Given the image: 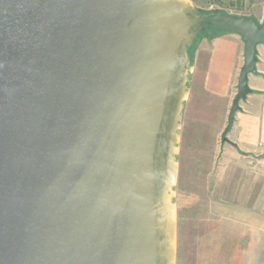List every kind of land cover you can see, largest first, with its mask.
Segmentation results:
<instances>
[{"label":"water","instance_id":"95a60500","mask_svg":"<svg viewBox=\"0 0 264 264\" xmlns=\"http://www.w3.org/2000/svg\"><path fill=\"white\" fill-rule=\"evenodd\" d=\"M206 28L244 43L224 140L264 22L189 0H0V264H176L179 133Z\"/></svg>","mask_w":264,"mask_h":264},{"label":"crops","instance_id":"0c3cea01","mask_svg":"<svg viewBox=\"0 0 264 264\" xmlns=\"http://www.w3.org/2000/svg\"><path fill=\"white\" fill-rule=\"evenodd\" d=\"M256 50V72L248 75L247 82L250 93L239 102L224 140L222 134L245 63L244 43L236 34L216 32L212 39L197 41L190 53L193 70L179 133L175 203L178 239L181 227L188 229L195 214L201 218L192 224L198 227L192 240L201 264L221 260L228 214L232 225L236 181L246 190L240 193L243 203L249 206V197H256V205L247 208L248 212L263 210L264 46L258 45ZM233 159L241 161V165L234 164Z\"/></svg>","mask_w":264,"mask_h":264},{"label":"rangeland","instance_id":"374dc122","mask_svg":"<svg viewBox=\"0 0 264 264\" xmlns=\"http://www.w3.org/2000/svg\"><path fill=\"white\" fill-rule=\"evenodd\" d=\"M189 1L194 11L201 16L207 17L217 12H223L234 16L253 17L259 23L264 22V0ZM216 32L217 31L212 28H206L200 34V37L197 38L196 42L212 39L216 35ZM191 50H193V47L190 49V52ZM184 145L185 144H183V147L185 148H183V150L186 149V145ZM180 160H184V153L180 156ZM233 162L236 165H241V161L236 159H233ZM261 171L264 174V166L261 167ZM236 183H234V185H236L234 193H237V195L234 196L232 225L230 223L231 215L228 214L227 229L223 239L222 255L220 257L221 260L218 262L211 260L208 264H264V206L263 210H259V212H248L247 208L250 209L251 206L253 207V205H256V197H249V200L252 201L249 206L246 203H243L240 198V193H243L246 190L243 189V187L242 189L240 188L241 183H239V181H236ZM261 183L262 182L259 181V187ZM243 184L246 185L245 182H243ZM255 190L253 191L254 195L256 193ZM240 201L242 202L241 205L238 203ZM259 209H261L260 205ZM198 215L199 214H195V217L192 218L188 229H182L181 227L180 239L177 238L176 264H201L198 260V255L196 254L197 245L193 242L194 239L192 240L194 235L198 233V227H192L194 221L201 219ZM201 231L204 232V229ZM188 235L190 239H187Z\"/></svg>","mask_w":264,"mask_h":264}]
</instances>
